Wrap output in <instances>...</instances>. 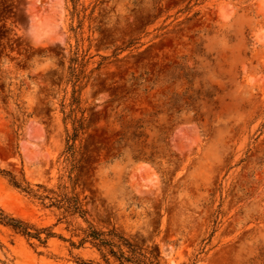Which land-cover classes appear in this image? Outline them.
Instances as JSON below:
<instances>
[{"label":"rangeland","instance_id":"1","mask_svg":"<svg viewBox=\"0 0 264 264\" xmlns=\"http://www.w3.org/2000/svg\"><path fill=\"white\" fill-rule=\"evenodd\" d=\"M76 54L87 77L71 181L63 104ZM0 169L35 189L74 188L88 221L156 242L171 263L211 239L198 264H253L264 240V0H0ZM0 207L57 234L31 245L0 225V264L93 258L59 237L83 219H61L2 175Z\"/></svg>","mask_w":264,"mask_h":264},{"label":"trees","instance_id":"2","mask_svg":"<svg viewBox=\"0 0 264 264\" xmlns=\"http://www.w3.org/2000/svg\"><path fill=\"white\" fill-rule=\"evenodd\" d=\"M84 68V58L77 54L71 58L66 79V83L72 86L71 97L68 104H63L64 119L72 122V131L68 132L65 150L66 161L70 166L69 179L71 181L75 180L73 173L80 163V147L77 146V141L82 134L85 120L81 98L84 79L87 77ZM66 108H69L68 112H65ZM139 158V156H136V159ZM0 175L7 179L11 186L25 193L42 208H55L61 211V219L76 216L85 221L86 226L72 230L70 238L59 236L64 241L69 242L71 250L88 249L93 254V258L88 260L73 255L72 257L76 262L80 264H176L171 263L164 256L159 244L154 241L148 242L145 239H140L138 235L126 232L116 224L99 227L88 221L83 200L74 188L68 190L67 186L59 185L57 189H54L38 184V188L35 189L25 179L24 175L19 178L12 172L1 169ZM0 225L8 227L15 234L24 237L31 245H33L31 240H36L40 245L46 246L49 239L57 236L52 228H39L13 216L1 207ZM212 236L213 234L211 238ZM74 238H77V240H74ZM210 241L211 239L197 254H194L183 264H198L202 259V255L206 254V248ZM254 246L257 254L252 259L253 264H264V240Z\"/></svg>","mask_w":264,"mask_h":264}]
</instances>
